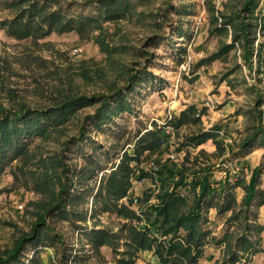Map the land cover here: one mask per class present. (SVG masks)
<instances>
[{
  "label": "rangeland",
  "instance_id": "1",
  "mask_svg": "<svg viewBox=\"0 0 264 264\" xmlns=\"http://www.w3.org/2000/svg\"><path fill=\"white\" fill-rule=\"evenodd\" d=\"M34 1L45 6L41 16L60 11L82 19L98 17L106 0H29L26 6ZM244 1L107 0L119 7L114 11L119 16H101L99 27L66 32L58 28L48 35L19 37L10 26L22 7L13 5L15 0H0V113L22 107L47 110L69 98L112 96L118 91L130 106L99 128L89 118L101 103L86 104L64 124L32 139L22 157L5 165L0 173L2 248H11L48 208L61 202L66 213L57 211L47 219L61 240L37 248L40 264H160L154 249L136 247L131 228L142 225L122 212L127 208L141 215L144 193L156 194L159 185L157 190L150 178L134 179L126 195L119 197L109 177L122 155L134 152L138 134L153 130L155 124L164 126L194 107L199 120L173 131L164 159L173 155L170 160L182 164L187 157L197 168L212 167L215 181L229 178L231 184L243 178L248 185L253 170H261L256 201L249 210L244 208L241 185L230 192L236 200L230 211L223 212L226 200L218 194L206 212L209 236L199 264H264V141L241 147L255 128H264V117L259 120L264 106L257 104L258 93L264 96V83L258 82L256 59L251 70L228 25ZM260 10L264 11V0H259L257 14ZM229 45L233 47L225 51ZM138 73L132 90L127 89ZM115 102L111 99L112 106ZM216 126L222 127L219 140L224 151L213 140L198 147L181 146ZM155 159H143L140 169L153 170ZM92 230H105L111 237L94 247ZM245 238L253 250L243 248ZM35 251L31 246L25 250V264ZM233 254L237 263L231 261Z\"/></svg>",
  "mask_w": 264,
  "mask_h": 264
},
{
  "label": "trees",
  "instance_id": "2",
  "mask_svg": "<svg viewBox=\"0 0 264 264\" xmlns=\"http://www.w3.org/2000/svg\"><path fill=\"white\" fill-rule=\"evenodd\" d=\"M28 2L29 0H15L13 3V5L22 7L21 12L11 21L10 26L15 33L21 34L19 37L41 32H43L42 35H48L58 28L60 32H66L71 29L81 30L85 26L99 27L97 23L101 16L105 19L113 18L114 15L119 16L115 14L116 12L114 13L119 7L116 8L107 0L100 5L98 17L82 19L68 18L60 11L41 16L45 12V6L35 1L26 6ZM118 3L122 5V2ZM258 5L259 0H245L242 9L231 16V22H228V25L232 24L234 44L240 43L244 51L243 59L251 70L254 69L253 59H256L258 82L264 83V11L260 10L257 14ZM232 47L233 45L227 46L225 51ZM138 75L139 73L132 76L127 89L132 90L131 86L139 79ZM254 89L260 92L257 87ZM123 97V93L118 91L112 96L69 98L47 110L28 107L11 111L4 110L0 113V173L6 164L26 153L32 139L44 136L51 127L64 124L73 113L86 104L101 103V107L94 116L89 118L93 126L101 128L119 111L130 108ZM111 99L116 101L113 106ZM257 104L259 108L264 106V96L261 93H258ZM196 114V108L190 107L179 115H174L164 126L155 124L153 130L138 134L134 152L126 151L122 155L117 171L109 177V185L111 184L113 192L119 197L126 195L134 179L142 181L150 178L157 190L159 185V191L156 194L154 193L156 190L144 193L140 201L142 203L140 205L141 215L138 216L127 208H123L122 212L126 219L136 220L139 225H142L141 228L137 226L131 228L136 247L141 250L154 249L160 264H199L209 236V231L204 226L207 221L205 215L209 209L214 207V200L218 194L226 200L223 212L227 213L232 209V203H236L235 197L230 194L233 188L242 185L245 191L243 204L246 210H249L256 201L258 193L261 176L259 168L253 170L248 185L244 183L243 178L231 184L228 177V180L224 182L215 181L212 167L197 168V163L191 162L187 157L182 164L163 158L172 143V135L167 133L166 128L171 127L176 132L192 119L198 121L199 117ZM263 117L264 112H260L259 120L262 121ZM221 131L222 127L216 126L210 131L187 138L181 146L198 147L208 140H213L218 150L224 151V142L219 140ZM256 140L264 141L262 126L255 128L252 134L241 143V147H248ZM181 150L178 148L177 152ZM153 156H156L154 169L151 171L140 169L143 159ZM132 162H136L134 167L131 166ZM214 185H217V188ZM152 198L156 199V203L149 204ZM65 210L61 202L48 208L44 216L38 218L30 233L24 234L11 248L0 246V264H25L23 255L29 246L36 250V254L37 248L55 241L59 242L61 237L53 234L47 219L53 213ZM89 236L93 238L90 243L94 247L104 245L111 237L110 233L105 230H92ZM242 243L244 249L253 250L248 239L245 238ZM35 254L28 264H40L38 254L36 256ZM231 261L237 263L239 259L233 254Z\"/></svg>",
  "mask_w": 264,
  "mask_h": 264
},
{
  "label": "built area",
  "instance_id": "3",
  "mask_svg": "<svg viewBox=\"0 0 264 264\" xmlns=\"http://www.w3.org/2000/svg\"><path fill=\"white\" fill-rule=\"evenodd\" d=\"M166 131H167V133L168 134H171V135H173L174 134V132H173V130H172V128L171 127H167L166 128ZM170 159H173V155H170V157H169Z\"/></svg>",
  "mask_w": 264,
  "mask_h": 264
}]
</instances>
